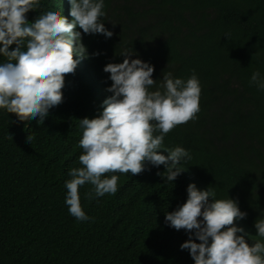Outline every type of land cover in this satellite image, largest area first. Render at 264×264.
Instances as JSON below:
<instances>
[{"label":"trees","instance_id":"obj_1","mask_svg":"<svg viewBox=\"0 0 264 264\" xmlns=\"http://www.w3.org/2000/svg\"><path fill=\"white\" fill-rule=\"evenodd\" d=\"M104 5L112 37L80 30L88 58L65 75L62 102L43 122L0 109V264H194L179 247L185 231L164 222L165 211L185 201L189 183L210 187L218 199H236L247 215L233 223L248 234L247 243L260 239L253 223L264 217V92L249 79L254 70L264 74V0ZM49 6L70 19L68 0H41V10ZM39 14L30 10L26 18ZM131 48L130 59L153 66L157 85L167 73L198 76L196 118L164 138L165 146L180 145L191 159L172 183L157 175H166L163 165H147L137 175L116 173L115 194L88 199L92 186L85 184L80 203L93 220L80 222L64 203L68 170L81 166L78 120L96 115L110 95L103 66L122 62L119 54Z\"/></svg>","mask_w":264,"mask_h":264},{"label":"clouds","instance_id":"obj_2","mask_svg":"<svg viewBox=\"0 0 264 264\" xmlns=\"http://www.w3.org/2000/svg\"><path fill=\"white\" fill-rule=\"evenodd\" d=\"M68 5L70 19L54 7L41 10V0H0V109L22 121L32 118L42 123L62 102L65 75L89 55L80 30L105 38L113 35L102 19L104 0H68ZM36 9L40 14L29 22L26 14ZM11 45L15 46L10 50ZM119 55L122 62H108L102 69L109 74L111 84L105 91L110 95L101 101L96 115L78 120L81 166L68 170L64 203L80 222L93 220L80 203L78 190L85 184L92 186L85 193L88 199L115 194L116 173L137 175L147 165H163L166 175H157L172 183L191 159L184 147L165 146L164 138L177 125L195 119L200 110L195 71L187 79L167 73L157 85L149 62L138 56L130 59L135 55L132 48ZM249 83L264 92V74L259 70L252 72ZM246 215L236 199H218L210 187L197 189L189 183L185 201L165 211L164 222L185 231L188 239L179 247L188 251L194 264H264V217L253 223L260 239L249 244L248 234L233 223Z\"/></svg>","mask_w":264,"mask_h":264}]
</instances>
